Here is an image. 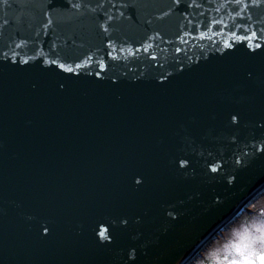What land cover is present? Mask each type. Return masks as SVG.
Wrapping results in <instances>:
<instances>
[{
  "label": "water",
  "instance_id": "obj_1",
  "mask_svg": "<svg viewBox=\"0 0 264 264\" xmlns=\"http://www.w3.org/2000/svg\"><path fill=\"white\" fill-rule=\"evenodd\" d=\"M247 3H0V50L21 44L30 61L0 63V264H191L264 194V48L225 46L230 30L264 29V4ZM213 17L228 27L195 30ZM89 55L105 62L102 78L94 60L73 76L38 59L75 67Z\"/></svg>",
  "mask_w": 264,
  "mask_h": 264
},
{
  "label": "snow or ice",
  "instance_id": "obj_2",
  "mask_svg": "<svg viewBox=\"0 0 264 264\" xmlns=\"http://www.w3.org/2000/svg\"><path fill=\"white\" fill-rule=\"evenodd\" d=\"M8 0H0V3H7ZM174 5H176L177 7L180 6L181 4V0H173ZM229 4H235L240 10H245L248 8V3L247 0H228ZM257 3L259 4H264V0H253V6H257ZM191 6V5H189ZM199 7V5H197ZM73 8H79L81 7V5H78L76 3L72 4ZM97 7H103L102 3H98ZM112 8H120L123 9L124 7H126L125 4L121 3L119 5H117V3L113 2L111 4ZM120 16H123L124 13L123 11L119 12ZM167 15V13H166ZM187 15V14H186ZM201 15H203V13H201ZM115 17L114 16H108L107 17V21L106 23H110ZM241 19H244L243 17ZM189 25H192V20L188 21ZM52 25V20L49 17L46 20V23L44 24V28L48 29L50 28ZM214 25H219L221 28H226L228 27L227 25L224 24L222 19H217L215 17H213L211 19V21L209 22H203V21H199L197 20V24L195 26V30H199L200 27H206L208 28V30L211 32L213 29ZM101 28L102 30L107 33L109 32V27L105 26V23L101 24ZM264 31V29H255L251 31V35L247 34V30H245V34L244 35H237L235 31H231L230 30V35L233 37V42L230 43H226V47L227 48H232L234 46V43H243V42H247V47L252 50L255 51L257 49H261L264 48V36L259 35V32ZM216 34H221L223 35V32L220 33H216ZM39 33L37 34V38L39 37ZM158 35V34H157ZM192 36L193 39H196L197 37L192 35V30H187V31H183V34L179 36V40L182 44L188 43V40L186 39V37ZM200 38H206L203 36V34H201ZM150 40H154L156 39V36H152L149 37ZM22 45L21 44H16L14 48L11 49L12 51V55H9V52L7 50H0V63L2 62H10L12 64H23L25 66L30 64L29 60H19L18 57V53L16 52V49L21 48ZM106 47L108 49H110V51L107 52V55L111 58V59H117V56L113 55V52L116 51L115 48L112 47V43L111 41H109L106 45ZM151 46L148 44H144L141 46L140 49H137V51H144L145 53L148 52L149 48ZM39 51H43V47L42 46H38ZM125 49L121 48L120 51H124ZM182 49L177 48L176 52L179 53ZM56 52V47L52 46L49 48L48 53L46 54L48 57L52 56V53ZM58 55V53H57ZM14 57H16V59H14ZM151 59L155 60L157 59L156 56H151ZM38 59L42 62V71H47L51 68H53V66H55L56 68L62 70L63 72L69 73L73 76H80L81 72L78 71V69H80L82 67V65L87 64V66L89 68L92 67L91 64L88 63V61L94 60L98 65H99V71H97L95 73V76L97 78H102L100 73L103 71H106V65L105 62L97 57H95L94 55H89L87 57H85L83 60L76 62L75 63V67H72L70 65L66 66L65 63H59L57 61V59L55 58H44V57H38ZM87 74H92V73H85ZM249 80L252 79V74L249 73L248 77ZM31 87L33 89H36L38 87V85L36 83H33L31 85ZM61 90L64 88V85H60ZM238 117L239 114H234L231 117L232 122L235 124L238 122ZM259 127L264 128V120H260L259 122ZM262 143H264V141H262ZM253 148V150H255V145L251 146ZM262 152H264V148L261 149ZM181 166L182 167H187L186 162L182 161L181 162ZM223 167V166H222ZM220 168H218L217 166L213 165L211 167V172L212 173H219L220 172ZM140 181H137V183H139ZM245 211H247V209H245ZM169 215H171V213H169ZM250 215V213H249ZM261 215H264V213H261ZM173 220L176 219V217H172ZM128 220L127 218H122V223L127 225L128 224ZM43 234L46 236L47 233V229L44 230ZM236 235V240L235 242L230 243L229 245H227L225 247V249L223 250V253H221L220 251H208V247H202L196 250L195 252V257L194 258H198L200 261V264H256V261H260V264H264V223H261L259 226H254V227H246L243 229L242 232H238L235 234ZM99 237H100V242H102L105 246L110 245L114 239V237L112 236V233L106 228L104 229L103 232H99ZM209 245H211L212 241L210 240ZM146 254V253H145ZM132 260H136L137 258L132 255L130 257Z\"/></svg>",
  "mask_w": 264,
  "mask_h": 264
},
{
  "label": "rangeland",
  "instance_id": "obj_3",
  "mask_svg": "<svg viewBox=\"0 0 264 264\" xmlns=\"http://www.w3.org/2000/svg\"><path fill=\"white\" fill-rule=\"evenodd\" d=\"M261 201V202H260ZM258 205H264V199L260 200ZM258 202V201H257ZM264 209V208H263ZM248 214H243L241 220L233 224L229 229L225 230L224 233L218 240H214L211 245H208V251H220L223 252L225 247L236 240V233L242 232L246 227L259 226L261 223H264V219H258L248 222L246 218ZM223 249V250H222ZM191 264H200L198 258H196Z\"/></svg>",
  "mask_w": 264,
  "mask_h": 264
},
{
  "label": "flooded vegetation",
  "instance_id": "obj_4",
  "mask_svg": "<svg viewBox=\"0 0 264 264\" xmlns=\"http://www.w3.org/2000/svg\"><path fill=\"white\" fill-rule=\"evenodd\" d=\"M262 199H264V194L261 197H259L256 201H254L250 206H248L246 208L247 211H244L243 212V214H248L247 217H246L248 219V222H251V221L255 220L256 218H258V219H264V215H261V213H264V209H263L264 208V205H258L261 202L260 200H262ZM249 213H250V215H249ZM243 214H241L238 217V219L234 221L233 224H235L238 221H240ZM233 224H231L227 229H229ZM218 239H216V240H218ZM221 253H223V252H221Z\"/></svg>",
  "mask_w": 264,
  "mask_h": 264
},
{
  "label": "bare ground",
  "instance_id": "obj_5",
  "mask_svg": "<svg viewBox=\"0 0 264 264\" xmlns=\"http://www.w3.org/2000/svg\"><path fill=\"white\" fill-rule=\"evenodd\" d=\"M262 196V195H261ZM260 196V197H261ZM242 214H243V212H242ZM224 233V231L216 238V239H218L219 237H221V235ZM208 247V246H207Z\"/></svg>",
  "mask_w": 264,
  "mask_h": 264
},
{
  "label": "clouds",
  "instance_id": "obj_6",
  "mask_svg": "<svg viewBox=\"0 0 264 264\" xmlns=\"http://www.w3.org/2000/svg\"><path fill=\"white\" fill-rule=\"evenodd\" d=\"M256 264H260V261L257 260V261H256Z\"/></svg>",
  "mask_w": 264,
  "mask_h": 264
}]
</instances>
